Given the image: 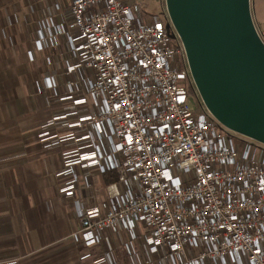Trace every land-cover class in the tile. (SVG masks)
Wrapping results in <instances>:
<instances>
[{
    "label": "built area",
    "instance_id": "obj_1",
    "mask_svg": "<svg viewBox=\"0 0 264 264\" xmlns=\"http://www.w3.org/2000/svg\"><path fill=\"white\" fill-rule=\"evenodd\" d=\"M53 1L60 11L40 21L58 30L36 51L60 48L44 64L64 81L47 77L38 136L59 158L48 183L80 206L70 219L81 260L264 264V144L208 110L170 17L149 14L148 0ZM113 171L117 181L93 185Z\"/></svg>",
    "mask_w": 264,
    "mask_h": 264
},
{
    "label": "crops",
    "instance_id": "obj_2",
    "mask_svg": "<svg viewBox=\"0 0 264 264\" xmlns=\"http://www.w3.org/2000/svg\"><path fill=\"white\" fill-rule=\"evenodd\" d=\"M59 11L53 0H0V264H91L81 260L71 240L76 225L70 215L80 206L48 183L51 159L59 167V158L38 136L51 117L47 77L56 85L64 81L58 65L44 64L60 48L36 51L42 36L56 33L58 22L40 20ZM107 174L93 177V185L106 186Z\"/></svg>",
    "mask_w": 264,
    "mask_h": 264
},
{
    "label": "water",
    "instance_id": "obj_3",
    "mask_svg": "<svg viewBox=\"0 0 264 264\" xmlns=\"http://www.w3.org/2000/svg\"><path fill=\"white\" fill-rule=\"evenodd\" d=\"M166 6L208 110L264 144V41L250 0H166Z\"/></svg>",
    "mask_w": 264,
    "mask_h": 264
},
{
    "label": "rangeland",
    "instance_id": "obj_4",
    "mask_svg": "<svg viewBox=\"0 0 264 264\" xmlns=\"http://www.w3.org/2000/svg\"><path fill=\"white\" fill-rule=\"evenodd\" d=\"M251 14L255 24V27L264 41V0H250ZM147 12L151 15L159 16L163 21H165V15L168 16L166 0H148ZM185 88L189 92L190 105L196 109L197 100L193 95V88L190 82L185 84Z\"/></svg>",
    "mask_w": 264,
    "mask_h": 264
},
{
    "label": "trees",
    "instance_id": "obj_5",
    "mask_svg": "<svg viewBox=\"0 0 264 264\" xmlns=\"http://www.w3.org/2000/svg\"><path fill=\"white\" fill-rule=\"evenodd\" d=\"M118 179V175L115 172L106 175V183L110 184Z\"/></svg>",
    "mask_w": 264,
    "mask_h": 264
}]
</instances>
